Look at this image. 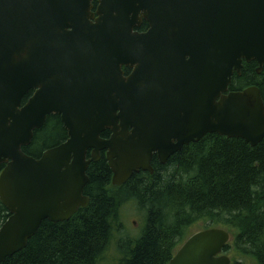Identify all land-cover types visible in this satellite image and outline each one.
<instances>
[{
	"label": "water",
	"instance_id": "water-1",
	"mask_svg": "<svg viewBox=\"0 0 264 264\" xmlns=\"http://www.w3.org/2000/svg\"><path fill=\"white\" fill-rule=\"evenodd\" d=\"M92 1L0 0V264L89 205L101 152L120 187L206 135L264 140L260 90H229L243 63L264 66V0H98L95 14ZM48 116L66 139L25 154ZM230 239L198 231L168 264H230Z\"/></svg>",
	"mask_w": 264,
	"mask_h": 264
},
{
	"label": "trees",
	"instance_id": "trees-1",
	"mask_svg": "<svg viewBox=\"0 0 264 264\" xmlns=\"http://www.w3.org/2000/svg\"><path fill=\"white\" fill-rule=\"evenodd\" d=\"M256 68L255 62L243 63L229 90L255 86L264 102V66L260 74ZM65 139L59 117L48 116L23 152L38 158ZM152 168V175L140 172L113 187L103 156L87 172L89 205L68 221H43L27 247L2 264H100L119 227L118 207L129 200L144 213L146 225L139 239L123 243L125 256L118 264H168L185 230L199 220L234 233L223 251L233 253L232 260L264 264V140L250 147L240 139L206 135L165 165L154 159ZM7 217L0 203V226Z\"/></svg>",
	"mask_w": 264,
	"mask_h": 264
},
{
	"label": "rangeland",
	"instance_id": "rangeland-1",
	"mask_svg": "<svg viewBox=\"0 0 264 264\" xmlns=\"http://www.w3.org/2000/svg\"><path fill=\"white\" fill-rule=\"evenodd\" d=\"M118 221L119 227L116 228L117 230L114 232L112 240L101 256L100 264H118L122 259H124L125 254H123L121 246H123L124 242V245H126L130 244L128 241H135L139 239L142 236L146 225L144 213L132 200L124 201L119 205ZM208 228H222L229 232V234H234L232 231H230V229L226 227L224 228L221 226L213 225L211 222L206 220H199L185 230L184 235L179 240V243L176 246L174 252H176L191 235ZM224 254L231 258L233 253ZM239 258L243 263L255 264L250 258Z\"/></svg>",
	"mask_w": 264,
	"mask_h": 264
},
{
	"label": "flooded vegetation",
	"instance_id": "flooded-vegetation-1",
	"mask_svg": "<svg viewBox=\"0 0 264 264\" xmlns=\"http://www.w3.org/2000/svg\"><path fill=\"white\" fill-rule=\"evenodd\" d=\"M97 7H98V0H93L92 1V12L95 14V12H96V10H97ZM95 18H97V16L95 15ZM91 22H94L93 20H91ZM148 29H149V25H148V22H146L144 19H142L141 20V24L139 25V26H137V27H135V28H133V30H132V32L133 33H137V34H145V33H147V31H148ZM122 72H123V76L124 77H128L130 74H131V72H132V70L129 68V67H122ZM30 93H33V92H30ZM29 95V94H28ZM27 95V96H28ZM26 96V97H27ZM31 96V95H30ZM29 96V97H30ZM25 97V98H26ZM28 99V98H27ZM103 138H107V137H103ZM89 156H90V154H87V158H89ZM104 156V153L103 152H101V154H100V158H99V160L97 161V162H95V163H98L100 160H101V158ZM105 157V156H104ZM95 163H93V164H95ZM91 165L92 164H90L89 165V167H88V169H87V171H86V174H87V172L89 171V169H90V167H91ZM140 173V172H139ZM153 173H154V170H153ZM152 175V174H151ZM87 176H88V174H87ZM88 182H89V178H88ZM88 184V183H87ZM86 184V185H87ZM111 185H112V179H111ZM86 187V186H85ZM113 187H115V186H113ZM121 187V186H120ZM83 195L84 196H87V194L85 193V188H84V190H83ZM88 197V196H87ZM89 198V197H88ZM230 264H243V262L241 261V260H238V261H234V260H232L231 258H230ZM244 264H251V263H244Z\"/></svg>",
	"mask_w": 264,
	"mask_h": 264
}]
</instances>
